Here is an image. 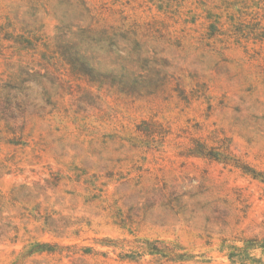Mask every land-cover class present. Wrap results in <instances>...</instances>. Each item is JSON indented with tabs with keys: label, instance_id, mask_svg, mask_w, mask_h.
<instances>
[{
	"label": "rangeland",
	"instance_id": "374dc122",
	"mask_svg": "<svg viewBox=\"0 0 264 264\" xmlns=\"http://www.w3.org/2000/svg\"><path fill=\"white\" fill-rule=\"evenodd\" d=\"M250 238L264 0H0V264H233Z\"/></svg>",
	"mask_w": 264,
	"mask_h": 264
},
{
	"label": "trees",
	"instance_id": "16d2710c",
	"mask_svg": "<svg viewBox=\"0 0 264 264\" xmlns=\"http://www.w3.org/2000/svg\"><path fill=\"white\" fill-rule=\"evenodd\" d=\"M147 246L144 247V253L149 254H157L161 253L162 255L170 254L172 260H181L188 257V254L174 252L171 248H160L156 243H151L149 241L146 242ZM110 245V244H109ZM57 247H60L58 244H50L48 242H36L33 246L26 251V254H32L36 251H53ZM229 252L227 253L230 257V260L233 264H248V263H257V264H264L263 257H257L254 254V250L261 249L264 254V238H250L245 240V243L241 246L232 245L229 248ZM86 253H89V250H86ZM146 251V252H145ZM120 257H123L120 255ZM169 257V259H170Z\"/></svg>",
	"mask_w": 264,
	"mask_h": 264
}]
</instances>
